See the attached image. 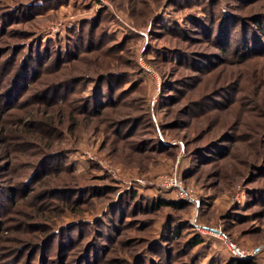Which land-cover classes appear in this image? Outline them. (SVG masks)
I'll return each instance as SVG.
<instances>
[{
  "label": "rangeland",
  "instance_id": "374dc122",
  "mask_svg": "<svg viewBox=\"0 0 264 264\" xmlns=\"http://www.w3.org/2000/svg\"><path fill=\"white\" fill-rule=\"evenodd\" d=\"M231 259L264 264V0H0V264Z\"/></svg>",
  "mask_w": 264,
  "mask_h": 264
},
{
  "label": "trees",
  "instance_id": "16d2710c",
  "mask_svg": "<svg viewBox=\"0 0 264 264\" xmlns=\"http://www.w3.org/2000/svg\"><path fill=\"white\" fill-rule=\"evenodd\" d=\"M173 204H175V205H179L180 203H178V202H176V201H171ZM176 233H178L179 231L178 230H176L175 231ZM197 243H199L200 242V239H196L195 240ZM229 264H234V259H231V261L229 262ZM247 264H255V262H253V261H248V263Z\"/></svg>",
  "mask_w": 264,
  "mask_h": 264
},
{
  "label": "built area",
  "instance_id": "2783aa9c",
  "mask_svg": "<svg viewBox=\"0 0 264 264\" xmlns=\"http://www.w3.org/2000/svg\"><path fill=\"white\" fill-rule=\"evenodd\" d=\"M175 182H176V180H174ZM231 248L234 250V251H238V248L236 247V245L235 244H231Z\"/></svg>",
  "mask_w": 264,
  "mask_h": 264
}]
</instances>
